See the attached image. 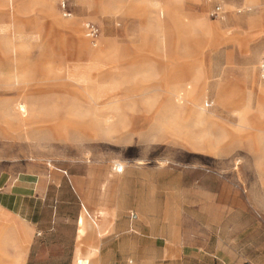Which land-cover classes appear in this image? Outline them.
I'll return each instance as SVG.
<instances>
[{"label": "rangeland", "instance_id": "1", "mask_svg": "<svg viewBox=\"0 0 264 264\" xmlns=\"http://www.w3.org/2000/svg\"><path fill=\"white\" fill-rule=\"evenodd\" d=\"M18 155L160 168L204 251L264 264V0H0L2 169ZM63 232L27 264H222L71 256Z\"/></svg>", "mask_w": 264, "mask_h": 264}, {"label": "crops", "instance_id": "2", "mask_svg": "<svg viewBox=\"0 0 264 264\" xmlns=\"http://www.w3.org/2000/svg\"><path fill=\"white\" fill-rule=\"evenodd\" d=\"M9 159L3 169L0 164V264L63 255V230H71V256H128L130 245L132 256H173L176 262L182 256H213L222 264H238L234 251H204L209 239L200 242L198 235L209 226L186 223L178 189L162 187L160 168L126 160L117 172L108 161L91 158L94 162L73 170H52L38 156ZM146 248L153 253L146 255ZM81 262L87 263L77 259Z\"/></svg>", "mask_w": 264, "mask_h": 264}, {"label": "built area", "instance_id": "3", "mask_svg": "<svg viewBox=\"0 0 264 264\" xmlns=\"http://www.w3.org/2000/svg\"><path fill=\"white\" fill-rule=\"evenodd\" d=\"M223 13L222 11V7L219 3H214V5L212 6L211 8V11H210V15L212 17H219L221 14ZM66 15H68V12H65ZM86 29H87V32L90 36H94L97 34V29L94 27V25H91L90 23H87L85 25ZM114 169L117 171V172H121L122 169H123V165H120V164H116L114 166Z\"/></svg>", "mask_w": 264, "mask_h": 264}, {"label": "bare ground", "instance_id": "4", "mask_svg": "<svg viewBox=\"0 0 264 264\" xmlns=\"http://www.w3.org/2000/svg\"><path fill=\"white\" fill-rule=\"evenodd\" d=\"M80 264H82V262Z\"/></svg>", "mask_w": 264, "mask_h": 264}]
</instances>
